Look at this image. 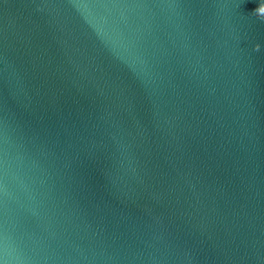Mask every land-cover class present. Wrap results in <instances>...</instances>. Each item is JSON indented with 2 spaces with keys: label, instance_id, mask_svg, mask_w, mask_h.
I'll list each match as a JSON object with an SVG mask.
<instances>
[{
  "label": "water",
  "instance_id": "95a60500",
  "mask_svg": "<svg viewBox=\"0 0 264 264\" xmlns=\"http://www.w3.org/2000/svg\"><path fill=\"white\" fill-rule=\"evenodd\" d=\"M0 264H264V0H0Z\"/></svg>",
  "mask_w": 264,
  "mask_h": 264
}]
</instances>
